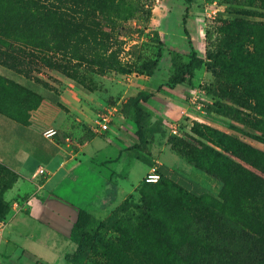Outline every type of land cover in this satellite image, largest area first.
Wrapping results in <instances>:
<instances>
[{
  "label": "trees",
  "instance_id": "obj_1",
  "mask_svg": "<svg viewBox=\"0 0 264 264\" xmlns=\"http://www.w3.org/2000/svg\"><path fill=\"white\" fill-rule=\"evenodd\" d=\"M206 1H214L217 7H221L216 19L223 24L216 30L213 42L210 41L212 31L205 32V41L210 45V52L209 49L206 51L208 56L224 42L227 33L230 46L225 50H231L235 43L232 33L235 24L253 17L264 18L263 0ZM144 13L140 0H0V63L22 66L18 58H23L35 65L56 69L82 94H87V88L79 80H75L77 66H94L96 74L100 75L105 71L123 74L131 66H143L147 72H151L156 60L140 59L143 49L138 44L129 45L125 51L122 47L124 38H130L131 35H136L137 40L140 38L141 31L132 28L130 21ZM185 14L186 10L181 17L180 26L184 36L188 38ZM254 24L256 27L252 29H262L264 21ZM150 33L154 36L152 41L156 45H163L156 31ZM123 53L125 57H122ZM230 55L231 53H224L223 58ZM183 57L180 52L169 50L170 74L166 81L169 87L181 83L192 86L193 69L203 63L196 56L188 55L187 60H183ZM251 64L256 66L257 62ZM210 72L212 81L202 87L204 96L208 99L202 100V110L205 113L239 122V115L242 113L240 108L246 107L249 111L257 112L260 110L257 96L254 99L251 94L252 102L244 103L242 95L236 94L239 88L235 84L231 87L236 92L228 96L224 88L229 80L221 69L213 66ZM22 89L32 97L34 106L40 99L39 96ZM151 96L149 94L146 98ZM137 111L140 112L139 108ZM190 132L198 137L203 135L196 122L192 124ZM167 143L171 152L193 168L220 180V194H212L188 178L168 172L164 165L159 164L156 168L158 179L153 183L144 181L145 183L158 182L157 186L170 183L193 200H209L197 203L195 209L185 210L177 200L161 202L150 193L151 188H140L141 203L133 205L135 208L132 206V209L137 211L149 240L134 247L132 255L141 251L143 256L146 255V260L150 261L148 264H264V178L257 173L262 171L260 164L246 160L240 154L228 157L211 150L214 154L212 157L220 158L222 167L228 172L239 174L237 179L225 169L208 170L204 166L199 158L198 139L173 134L167 137ZM244 166H250L251 170ZM0 170L6 175L0 178V218H5L8 206L2 203L3 194L12 186L16 175L2 165ZM243 174L247 175L249 183L239 180ZM244 184L248 185L243 188ZM126 207H130V204L124 200L107 217L99 220L92 232L89 231L92 216L83 209L78 210L68 236L76 245V253L90 243L89 247L95 254L114 257L113 262L119 264L116 257L120 255L113 244L125 243L127 240L129 242L131 239L136 241L135 231L125 227L123 214ZM176 216L179 218L172 225L170 221ZM111 229L117 233L116 238L105 237V232ZM155 251L161 255L159 262L152 259ZM141 261L143 260L138 259L137 264Z\"/></svg>",
  "mask_w": 264,
  "mask_h": 264
},
{
  "label": "rangeland",
  "instance_id": "obj_2",
  "mask_svg": "<svg viewBox=\"0 0 264 264\" xmlns=\"http://www.w3.org/2000/svg\"><path fill=\"white\" fill-rule=\"evenodd\" d=\"M140 1L145 13L131 20L130 25L135 30H140L141 36L138 40L136 35L124 38L122 47L125 51L129 45L138 44L143 49V52L139 55L140 59L156 60L151 72H147L143 66H131L123 74L105 71L100 75L96 74V67L94 66H77V78L75 80H79L81 85L83 84L82 86L87 88V94H82L73 87L72 82L64 80L63 74L56 69L35 65L23 58H18L19 64L22 66H8L20 73L28 74L30 72L34 76H38L39 90L43 92L47 90L45 87H54V91L47 90L46 92L53 96L52 101L66 114V118L62 121L60 127L66 133L74 136H77L78 132L82 130L89 135L100 134L94 130V123L99 110L110 109L109 106L114 103L113 98L124 93L125 85L131 83L132 87L130 88H138L139 84L135 83L132 78L138 76L148 80L152 75L154 76L153 82H156L154 85L151 84L149 87L148 84H145L149 90L145 89L141 94H136L133 90L125 92L129 99L126 103L125 112L127 109L128 112L124 115V121L125 124L129 125V128L132 127L131 134L133 135L127 140L126 145L129 146L123 145V155L120 154L115 159L114 164H108L110 161L105 159L97 165L100 168L98 171L104 173L118 170L116 173L121 178H118L119 181H117L123 188L127 184H135L133 190L104 217H92L93 220L89 226V231H94L98 221L107 217L122 201L125 200L130 204V207H126L123 214L125 217L124 223L126 229L135 231L137 242L131 239L129 242L127 240L125 243L113 244L120 255L116 257L119 264L122 262L137 264L138 259L143 260L140 264L150 262L146 260V255L143 256L139 250L132 255L134 247L145 244L149 240V235L142 227L137 211L132 209L133 205L141 203L139 199L140 188H149V190L151 188L150 193L161 202L177 200L179 205L183 207L182 209L185 210L195 209L198 206L197 203H204L209 200H193L170 183L158 186L156 185L158 182L155 184L145 183V174L150 168L157 166L158 162L164 163L165 166L173 169L174 173L182 174V176L205 188L210 193L220 194L219 191L222 185L220 180L193 168L168 149L167 137L169 135L174 134L188 139H198L200 142L199 158L208 170L220 171L225 169L227 173L237 178L239 174L228 172L225 167H222L220 158L212 157L214 155L212 151L228 157H233L232 154H240L246 160L260 164L262 171H257V173L264 178V26L261 27L262 29H252V27H256L254 23L264 21V18L253 17L246 20V22L235 24L233 26L235 29L232 31L235 43L231 46V50H225L226 47L230 46L229 33H227L224 42L217 46L211 56H208L206 51L210 48V45L205 41V32L212 31L213 35L210 41L213 42L216 37V30L219 26H223L222 22L216 19V14L218 10H221V7H215L207 3L206 0ZM254 1L260 2L261 0ZM212 3L215 4L214 1ZM185 10V27L189 34L188 38L184 36L180 26L181 17ZM262 14H264V9ZM152 31L157 32L163 45L158 46L152 41L154 38L150 33ZM221 39L222 37L219 40ZM169 50H176L183 54V60H187L188 55L202 59L203 63L193 69L195 79L193 87L201 90L203 86L210 83L213 79L210 68L217 66L221 69L225 78L229 80V83L225 84V94L229 96L236 92L231 87L232 84H235L239 88L236 94L242 95L241 99L244 103L252 102L250 99L251 94L254 95V99L257 96L260 110L257 108L258 112L249 111L246 107H242L240 108L242 113L239 115L241 121L236 122L217 114H207L202 110V107L196 108L188 100L187 108L182 113L180 107L174 101L177 98L176 93H180L174 91L177 84L169 87L166 83L170 74ZM208 52H210V49ZM224 53H231V55L223 58ZM247 54H250V56H247ZM122 55V57H125L124 53ZM254 61L257 62L256 66L251 64ZM178 85L185 86L186 84L181 83ZM190 90L192 91V89ZM190 90L187 93L188 97ZM193 92L198 95V100H208L202 93H198V90H193ZM149 94L155 96L157 103L153 104L155 109L150 110L140 107V102L144 101ZM137 108L140 112L137 111ZM236 108L238 107L236 106ZM117 112L112 111V115H116ZM78 114L82 117H78ZM75 117L79 120L76 121ZM194 122L203 134L201 137L190 132ZM109 125H113L110 120ZM205 127L208 129L206 130ZM173 128H175V133L171 131ZM61 136L63 137V134ZM99 161L101 160L99 159ZM245 168L251 170L250 166ZM5 176V173L0 170V178ZM247 179V175L243 174L239 180L248 182ZM246 185L248 184H244L242 187L244 188ZM2 203L8 206L9 201L3 199ZM178 218V216L174 217L170 221L171 224H175ZM104 235L105 237L116 238L117 233L111 229L105 232ZM89 244L87 243L79 253H76V245L72 243L70 249L67 248L62 252L63 261L61 264H115L113 262L114 257H102L95 254ZM160 258L159 252L155 251L152 255L153 261L157 262L158 260L159 262Z\"/></svg>",
  "mask_w": 264,
  "mask_h": 264
},
{
  "label": "crops",
  "instance_id": "obj_3",
  "mask_svg": "<svg viewBox=\"0 0 264 264\" xmlns=\"http://www.w3.org/2000/svg\"><path fill=\"white\" fill-rule=\"evenodd\" d=\"M153 77L132 78L139 87L133 89L131 83L127 84L124 93L113 98L109 108L119 112L111 116L113 125L108 122L102 134L89 135L82 130L74 136L60 127L66 114L46 92L54 91L53 86L45 87L43 92L39 90L38 76L0 63V165L16 175L3 194L9 204L0 240V264H61L62 252L72 245L68 236L78 210L95 218L104 217L133 190L135 184L125 188L119 185L118 170L104 173L98 171L97 165L105 159L114 164L123 155V145L129 146L127 140L133 135L132 127L124 121L129 99L125 92L141 94L149 90L145 84L154 85ZM194 83L193 76L192 86ZM192 86L177 84L174 90L180 92L174 101L182 113ZM22 88L39 96L34 106L32 97ZM154 103V95L140 102L150 110L155 109ZM49 127L57 131V137L48 139L42 135ZM39 168L42 172L33 175Z\"/></svg>",
  "mask_w": 264,
  "mask_h": 264
},
{
  "label": "built area",
  "instance_id": "obj_4",
  "mask_svg": "<svg viewBox=\"0 0 264 264\" xmlns=\"http://www.w3.org/2000/svg\"><path fill=\"white\" fill-rule=\"evenodd\" d=\"M192 91L190 90L189 92V97L188 100L190 101V103H193L195 105L196 108H200L202 107V100H198V95L196 94V92H193V90H198V93H202V95H204V91L203 89L199 90L195 87L191 88ZM112 116V110L110 109H100L97 115V118L95 120L94 123V130L98 133L104 132L107 129V123L109 122V120L111 119ZM174 127V126H172ZM172 133H175V128H173ZM42 135L45 138L48 139H53L55 137H57V131L52 128H46L45 130L42 131ZM42 172V169H38L33 175L35 174H40ZM159 175L156 172V168L152 167L150 168V170L145 174L144 176V181L147 183H153L158 179ZM5 218H0V240H1V236H2V232L5 226Z\"/></svg>",
  "mask_w": 264,
  "mask_h": 264
}]
</instances>
